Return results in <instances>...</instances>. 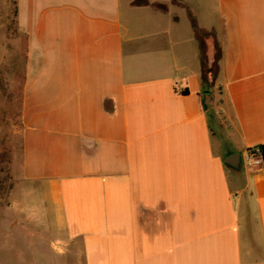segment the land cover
I'll return each instance as SVG.
<instances>
[{"label":"crops","instance_id":"1","mask_svg":"<svg viewBox=\"0 0 264 264\" xmlns=\"http://www.w3.org/2000/svg\"><path fill=\"white\" fill-rule=\"evenodd\" d=\"M133 1L14 0L6 209L29 235L5 210L0 231L31 264H264V161L242 164L264 145V0ZM189 13L211 33L203 59Z\"/></svg>","mask_w":264,"mask_h":264},{"label":"rangeland","instance_id":"2","mask_svg":"<svg viewBox=\"0 0 264 264\" xmlns=\"http://www.w3.org/2000/svg\"><path fill=\"white\" fill-rule=\"evenodd\" d=\"M169 0H155L161 5ZM14 27V0H0V221L8 212V224L20 226L21 239H27L29 222L26 217L15 216L7 204L12 201V194L21 188L20 175V130L18 122L19 105V77L21 55L13 45L16 35ZM211 34V33H210ZM208 33L204 40L210 37ZM14 54H16L14 56ZM203 76H213V66L203 68ZM207 84V85H208ZM206 109V106H204ZM15 216V217H14ZM2 231V232H1ZM0 244L6 243L5 254L0 259V264H31L29 255L26 256L24 248L18 246L19 235L16 229L7 232L1 230ZM16 232V233H15ZM5 250V249H4ZM1 253L3 250L0 251Z\"/></svg>","mask_w":264,"mask_h":264},{"label":"trees","instance_id":"3","mask_svg":"<svg viewBox=\"0 0 264 264\" xmlns=\"http://www.w3.org/2000/svg\"><path fill=\"white\" fill-rule=\"evenodd\" d=\"M146 2V0H134L133 3L134 4H141V3H144ZM171 2L173 3H177V0H171ZM189 18L191 20V23H192V26L194 28V32H195V35L196 37L198 38L199 42H200V49H201V52H202V59H203V55L205 53V45H204V37L205 35L208 34L207 31H204L202 29H199L196 24H195V20L194 18L191 16V14L189 13ZM220 50L219 48H216V52H215V59H214V62H213V68H214V72H213V78L216 76V73L218 71V60L220 58ZM261 148L263 150V155H264V145H261Z\"/></svg>","mask_w":264,"mask_h":264},{"label":"built area","instance_id":"4","mask_svg":"<svg viewBox=\"0 0 264 264\" xmlns=\"http://www.w3.org/2000/svg\"><path fill=\"white\" fill-rule=\"evenodd\" d=\"M264 161L263 150L261 146H255L246 150L243 154L242 164L246 169L258 168Z\"/></svg>","mask_w":264,"mask_h":264},{"label":"water","instance_id":"5","mask_svg":"<svg viewBox=\"0 0 264 264\" xmlns=\"http://www.w3.org/2000/svg\"><path fill=\"white\" fill-rule=\"evenodd\" d=\"M223 163L233 169H239L241 164L240 154L237 152L229 154L223 159Z\"/></svg>","mask_w":264,"mask_h":264}]
</instances>
